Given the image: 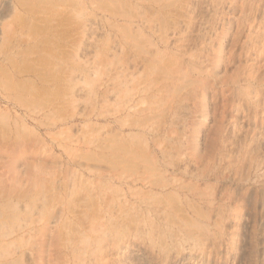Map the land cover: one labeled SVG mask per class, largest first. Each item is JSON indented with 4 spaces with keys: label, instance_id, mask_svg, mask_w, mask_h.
Instances as JSON below:
<instances>
[{
    "label": "rangeland",
    "instance_id": "1",
    "mask_svg": "<svg viewBox=\"0 0 264 264\" xmlns=\"http://www.w3.org/2000/svg\"><path fill=\"white\" fill-rule=\"evenodd\" d=\"M0 264H264V0H0Z\"/></svg>",
    "mask_w": 264,
    "mask_h": 264
}]
</instances>
